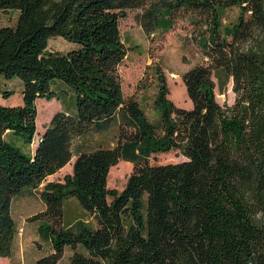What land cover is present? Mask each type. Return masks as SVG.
Segmentation results:
<instances>
[{"label":"trees","instance_id":"obj_1","mask_svg":"<svg viewBox=\"0 0 264 264\" xmlns=\"http://www.w3.org/2000/svg\"><path fill=\"white\" fill-rule=\"evenodd\" d=\"M238 7L231 27L220 12ZM141 8L149 31L187 19L207 58L183 81L190 108L169 97L167 77L150 66L157 85L150 119L140 101L125 97L120 66L127 56L120 22ZM17 9L0 27V76L22 82V103L0 104V257H10L18 228L12 200L37 188L76 156L72 173L47 182L39 233L52 252L32 264H264V0H0ZM62 36L67 52L48 50ZM232 81L235 100L221 104L216 80ZM13 89L0 93L4 98ZM63 101L37 134V100ZM116 145L75 151V141L109 123ZM178 150L186 159L151 164L154 153ZM134 163L122 190L108 186L112 166ZM74 198L92 220L64 223Z\"/></svg>","mask_w":264,"mask_h":264},{"label":"rangeland","instance_id":"obj_2","mask_svg":"<svg viewBox=\"0 0 264 264\" xmlns=\"http://www.w3.org/2000/svg\"><path fill=\"white\" fill-rule=\"evenodd\" d=\"M143 9L138 8L128 11V16L120 22L123 40L128 47L127 56L120 66L122 88L125 97H135L145 109L150 119L158 115L153 107L157 85L150 75V66L159 65L164 70L170 88L169 97L178 106L190 108L192 102L188 97L182 75L195 65L204 63L207 59L202 47L197 42L192 25L187 19L178 18L174 24L164 29L157 27L149 31L140 23ZM19 11L17 9H0V27L14 25ZM239 8L232 7L220 12V29L225 31L237 20ZM72 48L70 42L62 36L50 39L48 50L67 52ZM215 88L216 98L221 104H232L235 93L230 80L225 88H221L217 79ZM0 87L4 90L13 89L15 92L8 98L0 93V104L18 105L22 103V82L18 78L6 79L0 76ZM55 104V105H54ZM56 100L48 101L44 98L37 100L38 118L37 134L35 140L44 131L55 114ZM66 107L65 104L62 105ZM118 124L109 123L103 130L91 129L75 141V151L96 149L98 147H113L117 142ZM13 143L22 148L25 154H30L33 144L27 146L22 137L14 135ZM186 159L178 150L154 153L149 157L151 164L176 163ZM73 164L70 162L56 173L49 175L37 188H27L12 200V214L15 219L18 233L15 238L13 252L10 257H0V264H32L38 258L50 254L52 246L49 241L40 236V220L30 218L46 209V203L41 198V193L47 182L62 180L72 173ZM134 168V163L121 160L112 166L108 177V186L122 190L128 176ZM92 220L93 218L84 211L74 198H68L64 203V223L69 224L77 219ZM72 249L67 247L59 264H70Z\"/></svg>","mask_w":264,"mask_h":264},{"label":"crops","instance_id":"obj_3","mask_svg":"<svg viewBox=\"0 0 264 264\" xmlns=\"http://www.w3.org/2000/svg\"><path fill=\"white\" fill-rule=\"evenodd\" d=\"M53 100H56V109H55V111H57V110H60L61 108H63V101H61V100H57V99H53ZM52 101V100H51ZM55 105V104H54ZM40 136V135H39ZM37 143H38V139L37 140H35L34 139V141H33V149L31 150V152H34V150H35V148H36V145H37ZM75 158H76V156H74L72 159H71V161L70 162H72V164L74 163V160H75ZM69 162V163H70ZM68 163V164H69ZM66 166V165H65ZM64 166V167H65Z\"/></svg>","mask_w":264,"mask_h":264}]
</instances>
